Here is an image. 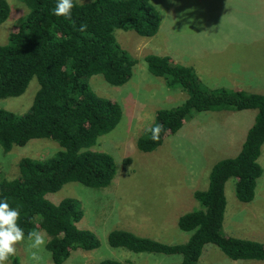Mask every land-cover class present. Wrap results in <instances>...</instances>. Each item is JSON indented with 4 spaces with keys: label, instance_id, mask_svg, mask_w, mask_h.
<instances>
[{
    "label": "trees",
    "instance_id": "16d2710c",
    "mask_svg": "<svg viewBox=\"0 0 264 264\" xmlns=\"http://www.w3.org/2000/svg\"><path fill=\"white\" fill-rule=\"evenodd\" d=\"M20 2L28 13L13 27L6 44L0 45V99L21 96L33 78L38 89L26 113L18 115L0 108V147L8 153L31 140L50 139L60 150L45 159L19 160L17 176L0 180V199L7 197L10 206L20 211L19 223L25 233H46L45 249L52 264H63L73 252L92 251L99 242L91 232L76 227L82 212L74 199L54 204L46 195L68 183L105 188L116 175L113 157L91 148L119 123L121 107L97 97L89 79L99 75L110 86L125 85L136 61L120 47L113 33L133 31L151 38L159 29L160 15L151 0H73L71 18L53 14L58 0ZM9 13L7 2L0 0V24ZM81 24H87L85 31L79 30ZM144 61L152 76L162 78L168 89L180 90L186 98L176 107L155 112L152 127L163 125L164 131L159 141H153L145 130L136 141L141 153L156 150L194 112L256 113L238 153L216 162L210 169L207 189L193 193L200 208L177 219L178 229L190 234L185 243L167 245L114 230L107 236L108 245L134 254L180 255V264H197L204 247L213 245L231 261L264 262V243L222 232L225 183L234 179L236 199L250 203L262 175L258 158L264 145V94L208 88L192 67L168 57L149 55ZM11 264H20L16 256ZM99 264L132 263L105 259Z\"/></svg>",
    "mask_w": 264,
    "mask_h": 264
},
{
    "label": "rangeland",
    "instance_id": "374dc122",
    "mask_svg": "<svg viewBox=\"0 0 264 264\" xmlns=\"http://www.w3.org/2000/svg\"><path fill=\"white\" fill-rule=\"evenodd\" d=\"M5 1L10 13L0 24V45L6 44L13 27L28 13L20 0ZM151 3L160 15L155 36L145 38L123 30L113 33L120 47L136 61L130 80L113 87L99 75L89 79L97 97L118 103L122 111L116 127L99 137L91 148L113 157L116 165L113 181L99 189L68 183L58 192L46 195L54 204L74 199L82 212L76 227L91 232L99 242V247L92 251L73 252L63 264H99L105 259L132 264H180V255L134 254L113 249L107 236L111 231L124 230L167 245L185 243L190 234L178 229L177 219L200 208L193 193L207 189L208 175L216 162L238 153L253 122L256 112L252 110L194 112L156 150L139 152L137 138L154 125L155 112L176 107L186 98L183 92L168 89L162 78L147 71L144 61L147 56L168 57L174 63L192 67L208 88L264 94V0H151ZM37 89L38 83L33 78L21 96L0 99V108L18 115L26 113ZM58 150V144L50 139L31 140L8 153L0 147V180L15 178L17 163L22 158L45 159ZM126 159L128 163L124 162ZM258 164L262 175L252 202L241 203L236 199L234 179L225 183L222 232L264 243V145ZM43 255L46 264H52L46 249ZM15 256L20 264H32L26 243L17 245ZM197 264L264 262L231 261L217 247L206 245Z\"/></svg>",
    "mask_w": 264,
    "mask_h": 264
},
{
    "label": "clouds",
    "instance_id": "9594fccd",
    "mask_svg": "<svg viewBox=\"0 0 264 264\" xmlns=\"http://www.w3.org/2000/svg\"><path fill=\"white\" fill-rule=\"evenodd\" d=\"M73 0H58L53 14L71 18L74 8ZM87 24L80 25V31H85ZM153 141H159L163 125H156L148 129ZM20 211L8 203L7 197L0 199V264H11V258L17 254V245L27 244L29 259L32 264H46L43 252L48 242L46 233L29 230L20 226Z\"/></svg>",
    "mask_w": 264,
    "mask_h": 264
}]
</instances>
